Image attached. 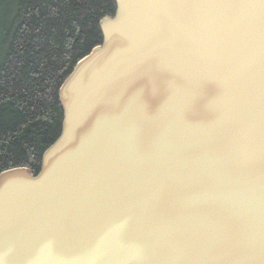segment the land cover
I'll return each mask as SVG.
<instances>
[{"label":"water","instance_id":"95a60500","mask_svg":"<svg viewBox=\"0 0 264 264\" xmlns=\"http://www.w3.org/2000/svg\"><path fill=\"white\" fill-rule=\"evenodd\" d=\"M115 1L0 173V264H264V0Z\"/></svg>","mask_w":264,"mask_h":264},{"label":"trees","instance_id":"16d2710c","mask_svg":"<svg viewBox=\"0 0 264 264\" xmlns=\"http://www.w3.org/2000/svg\"><path fill=\"white\" fill-rule=\"evenodd\" d=\"M115 12V0H0V173L39 172L62 130L59 88Z\"/></svg>","mask_w":264,"mask_h":264}]
</instances>
